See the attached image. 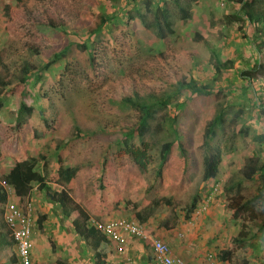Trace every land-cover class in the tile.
Returning a JSON list of instances; mask_svg holds the SVG:
<instances>
[{
    "label": "rangeland",
    "instance_id": "1",
    "mask_svg": "<svg viewBox=\"0 0 264 264\" xmlns=\"http://www.w3.org/2000/svg\"><path fill=\"white\" fill-rule=\"evenodd\" d=\"M158 1H153L152 7H163L172 21L173 34L163 38L157 36L153 26V10L144 11V21L149 24L142 23L137 17L133 18L125 28L128 34L122 35L128 41V57L116 58L109 46L100 43L104 49L102 62L105 71L101 74L100 82L96 83L89 77L91 74L85 65L84 50L71 40L80 41L84 38L85 24H90L94 19L93 14L98 10L115 13V18L111 16L112 23L124 27L121 24L124 22L122 17L130 8L123 5L122 0H59L66 12L67 24L56 28L38 23L30 27V24L21 20L26 16L37 19L38 8L41 7L37 1L26 0L24 7H17L13 14L19 19L12 17L8 21L3 6L13 3V0H0V74H10L12 83L16 81V75L13 74L19 73L18 68L24 62L38 65L53 58L47 68L39 69L38 78L30 73L22 100L34 109L27 119L30 126L42 128L45 122L41 118L51 121L53 116L58 118V122H51L50 129L46 128L48 130L42 133L39 131L40 137L29 141V152L34 156L43 155L45 168L54 170L57 165L56 152L67 146L64 165L76 170V185L71 195L95 217L91 184L100 174L102 158L109 150L113 160V178L122 202L100 221L118 218L134 220L135 213H140L146 217L143 224L149 233L161 227L167 230L173 222L188 219L186 209L195 196L198 202L189 218L192 216L194 219L196 215L200 218L211 204L218 203L223 204L231 223L235 222L234 225L239 229L242 221L246 226L252 225L256 220L247 221L249 213L245 211L239 217L242 221L233 218L229 204L235 201L237 194H241L240 200L243 201L257 192L254 180L243 181L242 167L249 156L264 157V113L261 119L258 118V111L251 103H257V96L264 103V72L251 81L253 85L247 84L248 80L237 75V69L254 60L255 51L237 30L236 24L227 21L224 16L234 10V0ZM185 3L188 4L189 17L182 20L178 8ZM135 4L143 11L139 2ZM260 4L264 7V0ZM244 25L249 27L247 23ZM7 27L12 29L8 30ZM194 32H198L200 38L193 37ZM94 38L98 42L103 40L104 31H99ZM66 44L63 54L57 57L52 55V52H57ZM33 47L37 50L34 51ZM187 50H194L195 54L188 57ZM212 50L220 60L231 59V66L215 73L210 57ZM241 57L249 62H243ZM66 62L70 64L69 71L63 69ZM57 75H61V85L59 81L51 82ZM180 76L185 79L191 76L197 84L206 85L208 92H201L193 103L188 100L184 103L183 95L186 96L187 91L177 95L174 90L175 77ZM241 89L246 90V93H242L247 96L242 95ZM43 90L45 94L41 96L40 91ZM134 93L168 100L167 106L154 107L150 129L141 139L133 131L139 122V111L120 101L123 97L132 98ZM17 104L15 95L5 92L0 95V150L4 153L0 162V181H3L6 171L11 167L13 157L19 153L17 139L7 128V124L15 122ZM239 104L244 105L240 114ZM39 109L43 113H39ZM220 112L223 113L222 124L216 127L210 144L220 148L221 162L216 176L203 181L202 162L206 153L202 146L203 132L208 122ZM173 114L177 115L179 127L186 133L190 163L184 167L178 149L174 147L162 178H158L160 145L174 138V126L170 123ZM128 137L136 145H140L142 139L149 145L151 161L144 171L119 154L123 140ZM63 138L69 141L63 144ZM241 179L243 182L238 188ZM36 197L34 205L37 213L49 206L51 217L54 218L51 220L57 219L58 226L53 235V225L47 224L42 232L46 235L50 233L55 240L59 236L61 238L65 234L66 221L60 219L59 215L63 216L60 206L49 203L43 194ZM260 201L264 204L263 198ZM18 203L22 202L19 200ZM261 204H256L255 210L258 212L257 217L264 218V212L260 211ZM65 219L69 220L67 217ZM1 224L2 216L0 227ZM34 228L38 229V226L35 224ZM124 235L128 234H123V252L118 253L112 243L113 254L121 264H141L135 254L138 251L137 243L132 239L126 240ZM141 248L144 252L142 255L149 254L151 250L144 246ZM12 251H15V246H7L0 251V257L8 256ZM50 253V259L55 253L60 256L58 249ZM88 253L91 255V252H87L86 256H89ZM232 253L234 263L263 264L261 257L253 258L248 249H235ZM5 264H10L9 260Z\"/></svg>",
    "mask_w": 264,
    "mask_h": 264
},
{
    "label": "trees",
    "instance_id": "2",
    "mask_svg": "<svg viewBox=\"0 0 264 264\" xmlns=\"http://www.w3.org/2000/svg\"><path fill=\"white\" fill-rule=\"evenodd\" d=\"M25 1L26 0H13V3L4 4L3 7L5 12H7L8 21H10L12 17H14V19L18 18L13 14L16 12L17 7H24ZM35 1L41 6L38 8L39 16L37 19L29 16L21 19L27 25L30 24V27H33L38 23L56 28L63 27L67 24L66 12L59 0ZM153 1L159 3L158 0H122L123 5L130 8V10L126 11V15L122 17L124 22L121 24H123L124 27L112 23L111 16L115 18V13L109 14L103 10H98L93 14L94 19L91 20L90 24H85L86 35L84 38L80 41L71 40L74 45L84 50L85 65L91 74L89 77L92 82L99 83L101 74L105 71L102 62L104 49L100 43L109 46L110 49L115 52L116 58L128 57V50H126L128 41L125 40L122 35L128 34V31L125 28L133 21V18L137 17L142 23L149 24L144 21V11L150 12L153 10V26L156 28L157 36L163 38L166 35L173 34L171 27L172 21L168 18L163 7L159 5L154 8L152 7ZM174 1L177 2L178 0ZM260 1L261 0H234V10L224 15L227 21L236 24L237 30H239L241 35L247 39L253 51H255L254 60H252L249 65L244 64L240 69H237V75L243 80H248L246 82L247 84H252L251 81L256 80V78L264 72V7L261 6ZM135 2L140 3L143 11H140ZM178 11L180 19L185 20L189 17L188 4L185 3L184 6H180ZM245 23H247L249 27L244 25ZM16 27L18 26L16 25ZM7 28L8 30L12 29L10 27ZM99 31H104L105 34V38L100 40L101 42L96 41L94 38ZM131 36L134 37L132 33ZM193 37L200 38L199 33L194 32ZM67 45L68 44L64 45L57 52H52V55L55 57L60 56L65 52ZM33 50L36 51L37 49L33 47ZM256 53L260 57L256 58ZM194 54V50L186 51L188 57H192ZM210 57L215 73H219L221 69L231 66V59L225 58L224 60H220L215 56L214 50L211 51ZM260 58L262 60H260ZM52 59L53 58L38 65L28 61L24 62L18 68L19 73L13 74L16 75V81L12 83H10V74H7L6 76L0 74V95L5 92L6 94L15 95L18 100L15 112V122L7 124V128L14 133L19 150V153L13 157V163L5 173L3 181H0V211H2V207L7 199L6 192L3 188V182L11 185L15 194L19 198H28L34 202V199H37L36 196L41 197L43 194L46 196L49 203L60 206L62 214L70 220L73 231L79 237L84 239L86 246H88L91 252V264H111L114 257L111 249V239L95 227L83 205L77 202L71 195L76 185V170L74 167L64 165L63 158L68 154V147L64 146L56 152L57 165L54 170H48L45 168L46 164H44L43 155L40 154L34 156L29 152V141L32 139H38L40 137V132H46L50 129L51 122L55 124L58 122V118L53 116L51 117V121L41 118V120L46 123L43 124L44 126L42 128L30 126L27 119L32 115L34 109L31 105L24 103L22 100L30 73L32 72L33 76L35 75V77H39V69L47 68L48 63H50ZM241 59L243 62H249L246 59L245 61L243 57H241ZM69 66V62H66L63 69L69 71ZM60 76L61 75H57L55 78L53 77V79H51V77L49 78L51 79V82L59 81V84L61 85L62 81ZM175 78L176 85L174 90L176 94L179 95V93L184 90L188 93L186 96L183 95L184 103H186L187 100L190 101V103H193L199 98L201 92H208V87H206V85L197 84L191 76H188L187 79L182 76ZM240 92L246 93V90L241 89ZM40 94L43 96L45 90L40 91ZM242 95L247 96V94L244 93H242ZM259 98L261 97L257 96V103H251L254 104V107H256L258 111L257 117L261 119V115L264 113V103L259 100ZM120 101L135 107L139 111V122L133 131L136 132L140 139L150 129V120L153 118L155 111L154 107H163L168 104V100H165L164 98L159 97L156 99L155 97H152V95L145 96L136 93H134L132 98H130V96L123 97ZM178 107L179 105L177 108ZM243 108L244 105L239 104V114L243 112ZM38 111L39 113H43L40 109ZM222 120L223 113L220 112L208 122L203 132L202 146L206 149L202 162L203 169L201 177L203 181L210 180V178L215 177L218 172L219 164L221 162V150L218 146L212 147L210 143L216 133V127L222 124ZM170 123L172 127L174 126L172 130L174 138L172 140L164 141L160 145L157 169L158 178H162L163 170L174 147L178 149L182 165L186 167L190 163L189 149L185 136L186 133L182 127H179L176 114H173ZM46 128L48 129L46 130ZM52 129H54V127H52ZM75 130L77 131V128H75ZM68 141V138L62 139L63 144ZM123 141L119 154L126 156L141 171H144L151 161L148 143L142 139L140 145H136L135 143H132L131 137H128ZM3 158L4 153L0 150V162ZM242 174L243 181L254 180V182H256L257 192L248 199L252 202H249L247 199L241 201V194H237L235 201L229 204L231 215L233 218H238L241 212L245 211L249 213L246 218L248 219L247 221L258 220V222H256V226L258 227H253L257 232L260 229V226H264V218H261V221H259V217H257L258 214L256 213L257 211L255 210V205L258 203L261 204L260 198H263L264 200V157H247L246 162H244L242 167ZM240 181L241 182H238L237 184L238 188H240L239 185L243 182L242 179ZM91 187L94 207L93 213L98 219L110 215V213L122 202V196L119 193L113 178V160L109 155V150L105 152V156L102 158V170L92 181ZM162 200L163 199L161 198V201ZM197 202V197L194 196L190 205L186 209V216L188 218L193 212ZM260 211L264 212V204H261ZM134 219L140 223H144L146 217L140 213H135ZM38 222L40 224L42 218H40ZM2 224H4L3 221ZM245 225V222H242V228L234 239L246 236V230H244ZM3 228L5 229L8 239L6 242H0V251L7 246L14 245L12 238L8 234L7 227ZM250 230L251 228L248 232ZM230 250V248H227L222 251V257H224V259L230 254ZM7 260H9L10 264H19L15 251H12L11 254L6 257L1 256L0 264H5ZM262 260L264 264V256Z\"/></svg>",
    "mask_w": 264,
    "mask_h": 264
},
{
    "label": "crops",
    "instance_id": "3",
    "mask_svg": "<svg viewBox=\"0 0 264 264\" xmlns=\"http://www.w3.org/2000/svg\"><path fill=\"white\" fill-rule=\"evenodd\" d=\"M16 198L21 202L25 199L19 197ZM42 209L43 210L37 213L35 207V224L38 226V229L33 228V264H91L90 253H88L89 256H86L87 252H90L88 246H86L84 239L79 237L73 231L70 220L67 221L64 215L59 216L60 219L66 221L65 225L68 232L65 230V234L61 235V238L59 236V239L55 240L54 237L52 238V236H50V233L46 235L42 232V230L46 229L47 224L49 226L53 225V235L55 232L54 229L56 230V227L58 226L57 219L55 221L51 220L54 218L51 217L52 210L50 207L46 206ZM84 209L91 217L90 220H99L97 216L92 217L85 207ZM0 213L4 223L3 209ZM201 215H198L201 216L200 218L196 215V218L193 217L194 219H192L191 216L185 221L181 220L179 222H173L171 228L163 230L166 228L161 227L154 230V232H151V234L154 237L165 241L170 246L172 255L181 257L187 264H238V262L234 263L232 261V251L234 252L235 249L239 250L240 248L242 250L248 249L250 253L253 254V258L261 257L262 260L264 256V226H260V229L256 232V229L253 227L256 226L257 223L248 226L245 225L244 230H246V236L234 239L237 237L242 227L239 229L237 225H234L235 222L231 223V219L227 216V210L224 209L223 204L213 203ZM239 217L238 219H240ZM40 218H42V222L39 224L38 220ZM259 221H261L260 216ZM256 222H258V220H256ZM236 223L238 224V222ZM2 226L6 227L5 223L1 224L0 227V242L3 243L7 241L8 237ZM250 228L251 230L253 228V230L248 232ZM124 237L128 241L129 239H132L134 243H137L138 251L135 254L140 258H138V260H140L141 264H156L151 250L149 254L142 255L144 252H142L141 247L144 246L151 249L147 243L132 235H124ZM75 239L78 241H75ZM227 248L231 249L230 254L224 259V257H222V251ZM56 249L60 251V256L55 253ZM43 250L46 251L45 254H43ZM50 252L55 253V255H52L51 259ZM111 264H121V261H119L118 257H115L114 255Z\"/></svg>",
    "mask_w": 264,
    "mask_h": 264
},
{
    "label": "built area",
    "instance_id": "4",
    "mask_svg": "<svg viewBox=\"0 0 264 264\" xmlns=\"http://www.w3.org/2000/svg\"><path fill=\"white\" fill-rule=\"evenodd\" d=\"M3 188L6 192V202L3 207V219L8 229L9 235L15 245V254L19 264H33L32 250L33 228L35 225V205L28 198L18 203V197L11 185L3 182ZM97 229L102 231L112 243L118 253L123 252L122 242L123 234L137 237L147 243L153 253V259L156 264H187L181 257L172 255L170 246L163 240L154 237L147 231L143 223L118 218L106 222L92 220Z\"/></svg>",
    "mask_w": 264,
    "mask_h": 264
},
{
    "label": "clouds",
    "instance_id": "5",
    "mask_svg": "<svg viewBox=\"0 0 264 264\" xmlns=\"http://www.w3.org/2000/svg\"><path fill=\"white\" fill-rule=\"evenodd\" d=\"M5 204V203H4ZM3 207H4V205H3ZM3 207H2V209H3ZM9 233V232H8ZM15 246V245H14Z\"/></svg>",
    "mask_w": 264,
    "mask_h": 264
}]
</instances>
